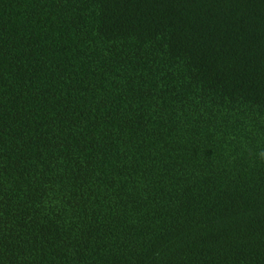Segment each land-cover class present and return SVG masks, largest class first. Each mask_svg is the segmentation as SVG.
<instances>
[{"label":"trees","instance_id":"obj_1","mask_svg":"<svg viewBox=\"0 0 264 264\" xmlns=\"http://www.w3.org/2000/svg\"><path fill=\"white\" fill-rule=\"evenodd\" d=\"M264 0H0V264H264Z\"/></svg>","mask_w":264,"mask_h":264},{"label":"clouds","instance_id":"obj_2","mask_svg":"<svg viewBox=\"0 0 264 264\" xmlns=\"http://www.w3.org/2000/svg\"><path fill=\"white\" fill-rule=\"evenodd\" d=\"M262 158H264V156H262Z\"/></svg>","mask_w":264,"mask_h":264}]
</instances>
